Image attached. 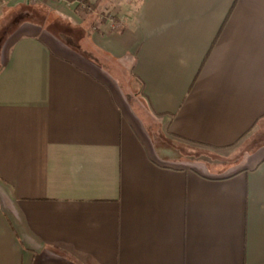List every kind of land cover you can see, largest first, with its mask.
<instances>
[{
    "label": "crops",
    "instance_id": "0c3cea01",
    "mask_svg": "<svg viewBox=\"0 0 264 264\" xmlns=\"http://www.w3.org/2000/svg\"><path fill=\"white\" fill-rule=\"evenodd\" d=\"M0 264H264V0H0Z\"/></svg>",
    "mask_w": 264,
    "mask_h": 264
},
{
    "label": "rangeland",
    "instance_id": "374dc122",
    "mask_svg": "<svg viewBox=\"0 0 264 264\" xmlns=\"http://www.w3.org/2000/svg\"><path fill=\"white\" fill-rule=\"evenodd\" d=\"M111 71L115 74L117 81L121 84V85H125V75H123L124 73H126L124 70H117L115 69V71H113V69H111ZM123 73V74H122ZM135 83V81H134ZM132 104L134 106H136V104L138 103L137 100L131 101Z\"/></svg>",
    "mask_w": 264,
    "mask_h": 264
},
{
    "label": "trees",
    "instance_id": "16d2710c",
    "mask_svg": "<svg viewBox=\"0 0 264 264\" xmlns=\"http://www.w3.org/2000/svg\"><path fill=\"white\" fill-rule=\"evenodd\" d=\"M89 5H86V7H88Z\"/></svg>",
    "mask_w": 264,
    "mask_h": 264
}]
</instances>
